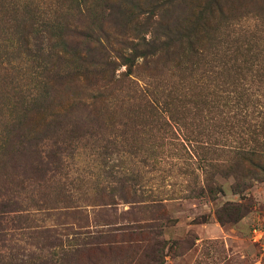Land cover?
<instances>
[{"label":"rangeland","instance_id":"obj_1","mask_svg":"<svg viewBox=\"0 0 264 264\" xmlns=\"http://www.w3.org/2000/svg\"><path fill=\"white\" fill-rule=\"evenodd\" d=\"M102 55L119 58L90 66ZM135 89L174 105L177 129ZM212 91L218 111L197 115ZM263 93L264 0H0L2 264H264V174L196 141L241 133L264 156ZM35 142L61 147L54 176ZM108 228L115 242L95 249Z\"/></svg>","mask_w":264,"mask_h":264},{"label":"trees","instance_id":"obj_2","mask_svg":"<svg viewBox=\"0 0 264 264\" xmlns=\"http://www.w3.org/2000/svg\"><path fill=\"white\" fill-rule=\"evenodd\" d=\"M72 32L77 34V35H79V36H81V37L83 36V38L85 37V38L93 39L95 37L94 32H90L89 33L88 30H80L78 32H77V30H73ZM93 40H95L94 43L97 44V47H94V49L105 52L106 56L109 57L110 53L108 51H111V50L108 49L107 44H103V42H102L103 39H101L100 37L97 36V38H94ZM119 43L123 44V42H121V41ZM153 47H154V45L151 44L150 45L151 51H149L148 54H152V48ZM102 57H103V55L101 56V60L102 61L94 62L90 66H95V64H97L99 66H104V65L110 66V65L114 64V61H116L115 60L116 58H119L117 55H116V58L114 57V59H104ZM95 73L99 74L98 72H95ZM220 90L223 91V97L226 100L228 98H230L228 95L224 94L226 92L225 89H220ZM133 91L135 92L137 90L135 89ZM139 92H140V94H138V95L135 92V95H137V98H139V99H141V101H143V104H141L143 109H144L143 113L145 111L146 115L147 114L151 115V116L154 115L156 117L162 118L164 120V124H165L166 130H169L171 132L173 130H176L177 128L173 125V123L171 124V118H174V120L177 119V115L180 114L179 110L177 111V109H176V107L174 105L170 109L167 108V106L165 105L166 107H164L165 109H163V107L158 106L159 105L158 99L154 98L153 95H151V93H150V95L148 94V96H147L148 98H147L145 94H143L141 91H139ZM209 94H210V92H208L207 94L203 95L204 98L206 99ZM239 96L240 95L238 94L237 97H239ZM261 96H262V98H264V93ZM168 97L171 98L172 100H174L175 101L174 103L179 101L177 99V97H174L173 95H168ZM218 97H220V94L218 93V91L215 92V93H213V91H212L211 95H209V97H208V100H209L208 103L205 102V101H203V102L201 101L200 103L195 105V107L197 108L195 113L197 115H199V116H202V114L204 113L203 110L206 112L205 115L209 114L210 111L213 108H215L216 111H218V106H214L213 105V101H215ZM163 104H165V103H163ZM220 106L221 107H225L226 104H221ZM137 107L139 108L141 106L137 104ZM237 108H239V107L237 106ZM137 112H141V111L137 110ZM164 112L168 115V117H166L164 115ZM222 112L223 111L219 112V115ZM132 114L135 115L136 114L135 111L132 112ZM217 114L218 113L215 112L214 116L217 115ZM86 116H88V114H86ZM212 118L213 117H210L208 120L205 119L206 120V125H208L209 123H212L210 121V120H212ZM240 134L239 135H235L233 137V139L228 140V141H226L227 139H224V141L222 143H220L221 141L213 142L212 141L213 136L211 134H207V131H204V129H203V130H201V132L199 131L197 133V135H196V137L198 138L196 140V141H198L197 147H198L199 142L201 140V144L200 145L202 147H200V149L204 153L207 152L206 150H210L211 147H214V146L219 148L220 151H227L228 153H230V152L233 153L235 158H236L235 162H234L235 164H233V165H235L236 168H239L238 170L241 173V175H243V172L245 170L248 171L251 168L257 169L256 171L253 170V174H255L257 171H259L262 174H264V156L261 155L257 151V149L255 147V143H254L253 146L246 148V142L247 141L244 138V136L242 134L241 135ZM39 143L40 142L33 143L32 144L33 149ZM34 150H35V156H36L35 159H34V162H35V165H36L35 168L40 169L45 176H50V177L54 176V174L48 175V173L50 171L54 170V168H57L58 166H60L62 164V153H61L62 151H60L61 147L60 146L52 147L50 149L44 150L43 152L39 151L38 149H34ZM29 152H32V151H29ZM53 166H55V167H53ZM45 176H43V177H45ZM134 176H135L134 179H136V178H138L139 175L136 174ZM131 188H132V191H131V194H130V197H129V199L131 201L128 198L127 199L129 200V202H135V200H132V198L133 199L140 198V195L144 194V192H145L144 185H143V183H141V181H138V182H134L131 185ZM105 189L111 190L112 187H110L109 185H103V187L101 186V188H99L100 191H104ZM100 200L97 199V200H95L93 202H99ZM217 217H218V220L221 221V222H228V221L236 220V217H232V216L231 217L230 216L223 217L219 213H217ZM143 226H145V225H128L125 228L126 229L127 228L134 229L136 227L140 228V227H143ZM116 229H119V228H116ZM113 230H115V228H108V229L99 230L98 233H100V234H98V235L103 239V241L96 242L95 243V245H96L95 249H99L102 244L114 243L115 242L114 238L117 237L116 236L117 234L112 233ZM75 233H77V235H83V236H86V237H89L90 235H92V234H89L90 232H88V231H76ZM2 239H3L2 235H0V240H2ZM31 257L32 256L29 255L28 259L31 258ZM8 259H12V257H10L9 255H6L5 253L0 252V264H2L4 260H8ZM15 264H18V263H15Z\"/></svg>","mask_w":264,"mask_h":264}]
</instances>
